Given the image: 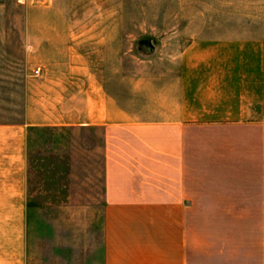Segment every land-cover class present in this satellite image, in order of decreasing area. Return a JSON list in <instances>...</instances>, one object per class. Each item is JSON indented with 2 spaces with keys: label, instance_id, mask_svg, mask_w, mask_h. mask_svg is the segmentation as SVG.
I'll use <instances>...</instances> for the list:
<instances>
[{
  "label": "crops",
  "instance_id": "0c3cea01",
  "mask_svg": "<svg viewBox=\"0 0 264 264\" xmlns=\"http://www.w3.org/2000/svg\"><path fill=\"white\" fill-rule=\"evenodd\" d=\"M44 23L22 112L0 118V264H264V17L221 19L176 66L149 65L139 99ZM158 38L136 42L149 63ZM52 126L75 131L73 179L31 178V132Z\"/></svg>",
  "mask_w": 264,
  "mask_h": 264
},
{
  "label": "rangeland",
  "instance_id": "374dc122",
  "mask_svg": "<svg viewBox=\"0 0 264 264\" xmlns=\"http://www.w3.org/2000/svg\"><path fill=\"white\" fill-rule=\"evenodd\" d=\"M262 6L258 10L242 0H0V118L11 119L22 112L27 68L34 65L28 59V30L45 34L51 28L43 26L44 22L67 24L61 28L67 29L72 46L79 47L75 55L81 56L72 59L98 68H115L117 97L139 99L140 73L149 65L176 66L171 56L188 43L199 41L198 36L205 31L218 34L221 19L253 14L264 17ZM146 34L157 35L163 45L165 55L157 64L137 54L136 42ZM43 54L36 50L35 75L42 73ZM74 61L70 62L74 65ZM125 73L132 77V83L124 82ZM260 125L263 131L264 124ZM30 137L31 178H75L74 129L35 128ZM65 221L71 224L74 220Z\"/></svg>",
  "mask_w": 264,
  "mask_h": 264
},
{
  "label": "built area",
  "instance_id": "2783aa9c",
  "mask_svg": "<svg viewBox=\"0 0 264 264\" xmlns=\"http://www.w3.org/2000/svg\"><path fill=\"white\" fill-rule=\"evenodd\" d=\"M40 70H41V68H38V69H37V73H39V72H40Z\"/></svg>",
  "mask_w": 264,
  "mask_h": 264
}]
</instances>
